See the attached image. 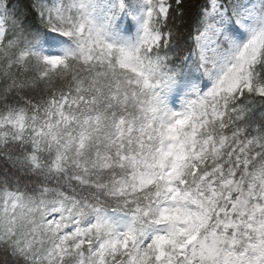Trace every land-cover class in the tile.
<instances>
[{"label": "snow or ice", "instance_id": "obj_1", "mask_svg": "<svg viewBox=\"0 0 264 264\" xmlns=\"http://www.w3.org/2000/svg\"><path fill=\"white\" fill-rule=\"evenodd\" d=\"M0 264H264V0H0Z\"/></svg>", "mask_w": 264, "mask_h": 264}]
</instances>
